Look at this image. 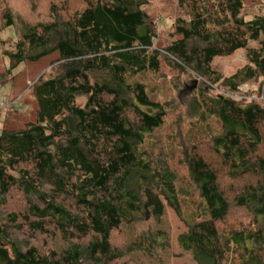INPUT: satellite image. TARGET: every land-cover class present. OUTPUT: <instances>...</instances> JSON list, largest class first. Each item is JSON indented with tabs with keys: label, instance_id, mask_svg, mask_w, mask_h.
Instances as JSON below:
<instances>
[{
	"label": "trees",
	"instance_id": "obj_1",
	"mask_svg": "<svg viewBox=\"0 0 264 264\" xmlns=\"http://www.w3.org/2000/svg\"><path fill=\"white\" fill-rule=\"evenodd\" d=\"M4 1L2 29L19 22V31L0 87L27 65L54 66L32 80L34 119L0 124V264L152 254L169 244L151 232L167 207L197 264H264V105L238 91L264 81V11L248 16L246 0H176L180 14L157 45L162 18L147 13L149 0ZM240 50L242 67L214 69ZM183 74L225 94L193 86L181 112L169 92ZM14 194L20 205L9 211ZM130 224L144 229L115 243ZM10 227L44 236L12 237Z\"/></svg>",
	"mask_w": 264,
	"mask_h": 264
},
{
	"label": "rangeland",
	"instance_id": "obj_2",
	"mask_svg": "<svg viewBox=\"0 0 264 264\" xmlns=\"http://www.w3.org/2000/svg\"><path fill=\"white\" fill-rule=\"evenodd\" d=\"M149 4L145 7L147 13L154 20H159V37L157 38V45H163L167 41L168 33L171 31V24L180 11L177 8L176 0H149ZM9 5V3H8ZM7 3L4 0H0V37L5 39V44L0 46V72L8 69L9 62L5 57V50L13 46L14 40L18 38L19 22H16L15 26L10 29H2L4 20L3 13ZM43 7L40 6L38 11H41ZM261 9L264 11V0H246L245 12L247 15L257 12ZM18 14V13H16ZM254 45V44H253ZM245 64L244 51L240 50L228 57H216L213 61V67L216 70L221 71L224 75H230L238 68ZM54 65H47V62L27 65L22 73V76L16 78L15 82L7 84L5 87H0V124L3 123V119H6L7 126L20 127L26 121L34 119V112L36 109V101L30 91L32 80L37 77L39 73L41 75L46 71H49ZM175 81L174 89H171L169 96H172L174 104L179 105L181 112L187 111L186 107L189 105L191 92L193 86H204L200 83L201 78L193 79L187 74L173 77ZM203 80V79H202ZM206 86V85H205ZM204 86V87H205ZM246 87L248 91L260 90L264 97V81H254L247 83ZM26 88V89H25ZM23 89H25L23 91ZM207 92L213 96L219 94H225L223 89L215 88L209 89L205 87ZM258 93V92H257ZM236 98V97H235ZM15 101V106H23L19 112H14L13 108L9 107L7 100ZM264 105V99L259 100ZM85 102L84 98L78 99V104L82 106ZM13 103V102H10ZM21 196L14 194L9 199L8 209L14 211L19 208ZM6 211V209H4ZM144 228L137 224L123 225L121 232L117 233L115 237V243H119L120 246L125 243L132 244L137 234L142 232ZM155 230H162L168 235V245L162 250L154 249L151 254L147 250L133 251L127 253L123 260L119 264H197L193 259L192 254L182 252L177 243V236L184 230V225L181 218L177 215L176 211L170 207H167L164 215L156 226L151 228V232ZM9 234L12 237L17 238H32L42 239L43 232L30 234L27 232L16 230L12 227L9 228Z\"/></svg>",
	"mask_w": 264,
	"mask_h": 264
},
{
	"label": "built area",
	"instance_id": "obj_3",
	"mask_svg": "<svg viewBox=\"0 0 264 264\" xmlns=\"http://www.w3.org/2000/svg\"><path fill=\"white\" fill-rule=\"evenodd\" d=\"M238 91L239 93L243 94L244 92L246 93L248 91L247 87H246V84L244 85H241L238 87ZM239 93L237 94H233V95H230L232 97H238L239 96ZM249 98L251 99H255V100H260V99H264V97L262 96V93H257L256 91H253L251 94H249L248 96Z\"/></svg>",
	"mask_w": 264,
	"mask_h": 264
}]
</instances>
